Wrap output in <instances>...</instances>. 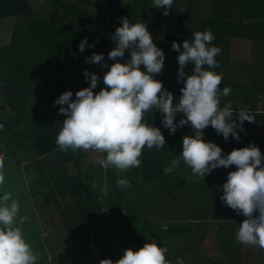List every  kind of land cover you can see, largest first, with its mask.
<instances>
[{
	"label": "trees",
	"instance_id": "16d2710c",
	"mask_svg": "<svg viewBox=\"0 0 264 264\" xmlns=\"http://www.w3.org/2000/svg\"><path fill=\"white\" fill-rule=\"evenodd\" d=\"M42 1L47 7L35 11L30 0H0V20L14 18L10 42L0 46V119L4 120L0 124L3 163L0 171L5 177L0 184V194L10 190L11 199H15L12 183L28 168L30 172L26 174L31 187L39 191L35 197L39 202L35 206L40 203L59 206L64 222L60 228V236L65 239L63 247H73L71 254L78 264H99L104 258L118 260L117 244L101 241L106 230L117 226L127 230L122 241L132 250L156 239L158 246L163 244L167 248L165 256L171 264L178 260L188 262L196 255L191 250L197 229L210 221L219 224L213 235L218 252L224 258L215 263L200 255V262L239 263L243 244L236 240V231L246 217L234 216L235 211L219 198L222 188L217 191L227 179L226 172L235 170V165L219 172L218 168L214 169L203 181L194 177L190 167L184 168L181 164L165 172L173 160H169V155L178 147L175 134L163 127L161 114L154 110L145 113L144 119L161 129L166 144L160 149L145 147L138 168L119 173L114 168L104 169L94 161L106 153L70 147L61 149L56 144L65 116L59 114L60 105H55L54 100L66 90H72L75 98L77 90L89 85L90 81L83 75L85 69L91 72L85 57L115 46L111 36L120 26L121 17L147 25L154 43L165 53L164 67L155 75L160 76L163 87L178 98L183 86L177 81L179 53L172 50L171 44L176 41L182 46L185 39H193L192 33L210 30L215 37L211 43L222 49L215 57L220 66L213 69L223 73L218 87L231 89L227 96L221 95L220 107L226 106V100L234 107V117L238 107L248 109L253 117L252 122H244L241 139L234 148L255 143L264 155V102L260 100L264 97V0H173L166 16L162 15L163 9L152 6V0ZM84 37L88 45L99 44L86 45L81 52L78 45ZM237 40L250 42L259 56L250 64L244 83L233 73L236 51L230 46ZM191 69L192 65L185 66L186 72ZM60 83L64 84V89L59 87ZM50 84L55 90L54 96L46 90ZM39 87L44 88L39 91ZM101 87L105 86L100 81L94 92ZM35 94L41 104L33 114L29 105ZM182 116V113L177 114L176 120ZM251 127L258 131L250 134ZM203 131L204 138L224 145V153H228L230 144L224 142L222 135L210 125ZM69 164L75 168V175L70 173ZM118 178H127L130 186L119 187ZM93 182L98 184L95 191L91 188ZM188 192H193V196L183 195ZM26 202L29 206H23L22 210L29 215L33 211L30 197ZM20 217L17 223L25 239L33 249L42 252L37 264H48L36 220L22 217L21 222ZM260 254L259 263L264 264V248H260ZM58 260H51L50 264H73L66 257Z\"/></svg>",
	"mask_w": 264,
	"mask_h": 264
},
{
	"label": "clouds",
	"instance_id": "9594fccd",
	"mask_svg": "<svg viewBox=\"0 0 264 264\" xmlns=\"http://www.w3.org/2000/svg\"><path fill=\"white\" fill-rule=\"evenodd\" d=\"M172 5L173 0H152V6L163 9L165 16ZM120 20V26L111 36L115 46L107 54L108 59L115 62L107 65L102 52L85 57L86 62L107 68L103 74L105 87L94 92L100 77L85 69L83 75L90 81L89 85L77 90L75 98L72 90H66L54 100L55 105H60L59 114L65 116L56 144L61 149L70 147L106 153L94 161L104 169L114 168L119 173L138 168L145 147L160 149L166 144L161 129L144 119L145 113L158 110L161 124L170 134L174 135L178 127L185 125L193 129L192 134L182 137L181 151L165 172L176 168L182 158L194 177L203 181L212 170L235 165V170L229 171L226 181L217 188V191L223 190L219 198L237 215L246 217L238 226L236 240L264 248V155L255 143L224 153L217 143L204 139L203 130L210 125L225 141L230 135L239 140L244 122L253 121L246 108L238 107L234 117L231 102L220 107L221 95L227 96L231 89L218 87L223 73L213 69L220 66L215 57L222 49L211 43L215 39L213 33L196 31L192 33L193 39H185L182 46L176 41L171 44L172 50L179 53L177 81L183 85L181 95L175 98L173 92L155 78L164 67L165 53L154 43L147 25L132 23L126 17ZM86 45L88 39L84 37L79 42V50L84 51ZM88 46L94 47V44ZM126 52L127 58L121 62L118 58H124ZM187 65H192L191 72L185 71ZM180 113L183 116L177 121ZM3 123L0 119V124ZM2 168L0 158V170ZM4 180L0 171V184ZM116 183L121 188L130 186L127 178H118ZM97 187L93 182L91 188L95 191ZM11 195L9 192L0 194V264H37L39 257L17 223L19 202L11 199ZM167 251L163 244L158 246L157 240L152 239L138 250L126 248L116 261L104 258L99 264H171L165 256Z\"/></svg>",
	"mask_w": 264,
	"mask_h": 264
},
{
	"label": "rangeland",
	"instance_id": "374dc122",
	"mask_svg": "<svg viewBox=\"0 0 264 264\" xmlns=\"http://www.w3.org/2000/svg\"><path fill=\"white\" fill-rule=\"evenodd\" d=\"M31 5L35 11H40L42 9H45L47 7V3L42 0H30ZM103 8L105 9L106 6L104 5ZM13 25H14V18H6V19H1L0 20V46H5L8 45L11 39V33L13 31ZM241 42V41H240ZM250 44V42H248ZM246 43V45L243 44V47L240 46V48H237L238 50L235 52V66L236 70L233 73L237 75V78H240L242 83H244L250 73V64H252L255 59H257L259 56L256 54L255 51L252 50V45ZM99 43L94 44L97 45ZM100 46V45H99ZM246 46L247 48H245ZM258 46V44H257ZM256 46V47H257ZM110 49L102 48L101 52L105 54L104 61L106 62L107 65H111L115 61L109 60L108 59V52ZM98 53V52H96ZM128 53L126 52L124 58H118L123 62L127 58ZM91 56V55H90ZM89 65V68L91 72H95L98 74L100 77V80L98 82L103 83V74L107 71L106 67H102L101 65L98 64H93L91 62H87ZM156 79L160 80V76L155 75ZM236 78V79H237ZM241 83V84H242ZM104 85V84H103ZM105 86V85H104ZM62 89H64V84L60 83V86ZM41 88V89H40ZM42 88L44 87H39V91H42ZM46 90L48 93H53V96L55 95V90L53 89L52 85L50 84L48 87H46ZM38 91V90H37ZM60 91V90H59ZM37 94V92H36ZM36 94L33 96L30 102V112L33 114H36L39 110V105L41 103L40 100L38 99V96L36 97ZM261 103L264 102V97H260ZM42 101V99H41ZM220 102H223V100ZM224 103L228 104V101L224 100ZM226 104V105H227ZM43 105V102H42ZM258 130H255L256 132ZM241 139V137H240ZM236 140V141H240ZM221 169H224V167L221 166ZM69 171L71 174L75 175V168L73 167L72 164H69ZM30 170L27 168L25 172L22 174L23 176H18L16 179H14V182L12 183V189L16 191V198L19 202L20 205V213L19 216L25 217L28 220H36L35 223L39 228L41 229V239L43 249L47 252L48 258L47 262L50 264V261L52 260L53 262H59L58 260L61 257H66L71 263L73 264H78L76 263L75 256L71 254V250L73 249L72 246L69 247H63L62 240H65L60 236V231L63 226V218L61 215V210L59 206L53 205L51 203H40L39 206H35L36 203L39 202V199H36V195H39V191L33 190L31 187V183L29 179L27 178V174L29 173ZM227 174V172H226ZM227 177V176H226ZM10 179V177H9ZM3 192H9L12 194L10 190H3ZM193 192H188L183 195H186V197H189L190 195L193 196ZM183 196L182 194H180ZM30 197L31 200V205H33V211L27 215L23 210V206H29V203L26 202L27 198ZM236 212L234 213L235 216ZM42 216V217H41ZM241 224V223H240ZM239 224V225H240ZM219 226L218 223L216 222H207L204 223L201 227L197 229V239H194L193 244L195 245L191 251H194L196 255L192 256L188 262H183L181 260H178L175 263L172 264H202L200 262V255L208 257L209 260L212 262H217V260L224 258L219 252L217 248V244L214 239L213 232L215 229ZM127 233V230L125 229L124 226H117L113 229L106 230L105 233L102 235V242L105 243H116L117 246L120 248V257L123 255L124 250L126 248H129V245L125 244L124 241H122L123 234ZM205 235V236H204ZM201 236H203L201 238ZM30 244V243H29ZM34 246V245H33ZM243 248V257L242 260L237 263V264H257L259 262L258 258L261 256L258 254V250L260 252V247L258 245H244L242 246ZM54 250V253L53 251ZM34 253L38 255V257L42 254L41 251L33 249ZM258 256V258H257ZM257 258V259H256ZM56 259V260H55ZM63 264V263H60Z\"/></svg>",
	"mask_w": 264,
	"mask_h": 264
},
{
	"label": "crops",
	"instance_id": "0c3cea01",
	"mask_svg": "<svg viewBox=\"0 0 264 264\" xmlns=\"http://www.w3.org/2000/svg\"><path fill=\"white\" fill-rule=\"evenodd\" d=\"M246 43H248V41H242V42H240V41L237 40L236 42L233 43L232 46H230V47H231L230 49H233V51H234V50L237 51V50H238L237 48H240V46L243 47V44L246 45ZM248 44H249V43H248ZM249 45H250V44H249ZM244 47L247 48L246 46H244ZM234 61H235V60H233L232 63L235 64ZM233 68L236 69V66H233ZM177 121H178V119H177ZM243 126H244V124H243ZM255 130H256L255 128L251 127V129H250V134L254 133ZM192 132H193V129L190 128V127L187 126V125H185V126H181V127H178V128H177V130H176V132H175V137H176V142H175V143L177 144V147H178V148L175 150V152H174L173 154L169 155V160H170V159L172 160V158L174 159V158H177V157H178V155H179V153H180V151H181V148H182V137H183L184 135H190V134H192ZM204 139L207 140L206 138H204ZM224 142H227V143L229 142L230 147L227 149V152H230L231 150L234 149V144H235V143L237 144V142H239V141H236V140L233 139V138L231 137V135H230L228 141H225V140H224ZM236 144H235V145H236ZM219 146H221L222 149L224 148V145H222V144H220ZM179 164H181L182 166H184V168H189L186 164H184L182 158H181ZM181 165H180V166H181ZM170 167H171V166H170ZM216 169H217V168H216ZM224 169H225V168H224ZM220 170H221V167L218 168V172H219ZM226 176H227V174H226ZM259 249H260V248H259ZM242 250H243V248H242ZM258 254H260L259 250H258ZM260 255H261V254H260ZM261 256H262V255H261ZM261 256H260L259 258H258V256H257L258 260L261 258ZM257 258H256V259H257ZM257 264H260V263L258 262Z\"/></svg>",
	"mask_w": 264,
	"mask_h": 264
}]
</instances>
